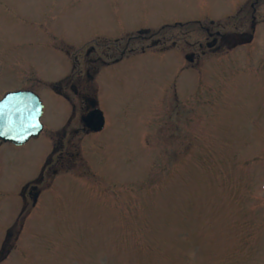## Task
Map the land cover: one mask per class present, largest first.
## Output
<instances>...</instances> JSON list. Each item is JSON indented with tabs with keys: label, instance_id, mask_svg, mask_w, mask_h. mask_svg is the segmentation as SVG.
Masks as SVG:
<instances>
[{
	"label": "rangeland",
	"instance_id": "1",
	"mask_svg": "<svg viewBox=\"0 0 264 264\" xmlns=\"http://www.w3.org/2000/svg\"><path fill=\"white\" fill-rule=\"evenodd\" d=\"M242 1L0 0V97L37 90L41 122L60 136L69 108L44 80L83 86L97 38L121 37L120 51L139 29L200 19L217 30L207 19ZM175 33L188 43L180 56L131 53L95 76L106 127L85 136L66 125L84 136L74 169L37 181L43 134L1 145L0 264H264V41L249 54L207 51L179 72L205 36ZM58 45L74 48L66 58ZM26 182L39 187L35 207L20 196Z\"/></svg>",
	"mask_w": 264,
	"mask_h": 264
},
{
	"label": "flooded vegetation",
	"instance_id": "2",
	"mask_svg": "<svg viewBox=\"0 0 264 264\" xmlns=\"http://www.w3.org/2000/svg\"><path fill=\"white\" fill-rule=\"evenodd\" d=\"M212 27L214 28V26ZM216 29L217 30L201 26V31H203L205 40L204 42H196L197 50H190L187 52V54H190L188 57L197 61L200 56L205 55L207 51L218 52V50L222 49V44L224 43L228 46H232L239 41L243 42L242 44L248 48L258 40L264 41V0H243L241 4H239L236 13L229 16L227 21L218 25ZM250 49L251 48H249V50ZM91 50L92 48L85 52L84 58L81 61L82 64L80 65L82 68L79 69V72H85V76L88 75L90 69L96 68L100 59L109 58V55L112 53L111 50L116 53L118 52L117 47L109 49L108 52L105 50L91 52ZM74 63H76V65L77 63H80L78 58L74 59ZM80 80L82 81L83 86H81L82 84L80 86H76L75 84H64L60 86L58 92L59 94L65 95V97L70 100V96L67 92L68 90L69 92L72 91L76 99H79V103H82L80 112L82 116L90 109L89 102L87 100L90 87H88L86 79L83 81V79L80 78ZM78 81L79 80L77 79V82ZM66 87L71 89L67 90ZM65 90H67V92H65ZM70 124L71 123L68 125ZM65 126H62L60 132L61 135H56L52 142L53 155L49 157L47 174L55 173L58 170L65 169L69 163L72 164L71 161L74 154L73 149L76 150L77 146L73 137L77 135V128H74L73 126ZM79 130L82 132L85 131L82 125H80ZM1 145L2 142L0 141V147ZM64 161H66V163H63ZM33 186H35L33 183H27L23 192L24 197L25 195H28L30 198V191L31 193H34L39 190V187L36 188V190H32L31 188H33Z\"/></svg>",
	"mask_w": 264,
	"mask_h": 264
},
{
	"label": "water",
	"instance_id": "3",
	"mask_svg": "<svg viewBox=\"0 0 264 264\" xmlns=\"http://www.w3.org/2000/svg\"><path fill=\"white\" fill-rule=\"evenodd\" d=\"M42 106L32 91H11L5 94L0 100V139L20 145L36 136L42 128L39 122ZM83 121L92 131L100 130L104 122L98 110H93ZM36 196L34 194L33 200Z\"/></svg>",
	"mask_w": 264,
	"mask_h": 264
},
{
	"label": "trees",
	"instance_id": "4",
	"mask_svg": "<svg viewBox=\"0 0 264 264\" xmlns=\"http://www.w3.org/2000/svg\"><path fill=\"white\" fill-rule=\"evenodd\" d=\"M175 29V27L167 26V27H161L158 30V34L167 35L169 32H172Z\"/></svg>",
	"mask_w": 264,
	"mask_h": 264
}]
</instances>
